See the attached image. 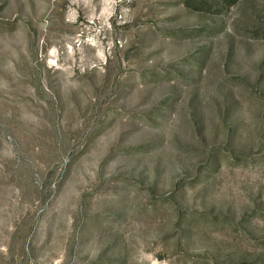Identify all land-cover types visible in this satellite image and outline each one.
I'll list each match as a JSON object with an SVG mask.
<instances>
[{"label": "rangeland", "instance_id": "obj_1", "mask_svg": "<svg viewBox=\"0 0 264 264\" xmlns=\"http://www.w3.org/2000/svg\"><path fill=\"white\" fill-rule=\"evenodd\" d=\"M0 264H264V0H0Z\"/></svg>", "mask_w": 264, "mask_h": 264}]
</instances>
